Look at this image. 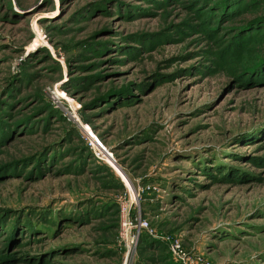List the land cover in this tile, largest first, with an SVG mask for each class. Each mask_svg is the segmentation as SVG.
Wrapping results in <instances>:
<instances>
[{
	"label": "rangeland",
	"instance_id": "rangeland-1",
	"mask_svg": "<svg viewBox=\"0 0 264 264\" xmlns=\"http://www.w3.org/2000/svg\"><path fill=\"white\" fill-rule=\"evenodd\" d=\"M262 53L264 0H0V264H264Z\"/></svg>",
	"mask_w": 264,
	"mask_h": 264
},
{
	"label": "trees",
	"instance_id": "trees-1",
	"mask_svg": "<svg viewBox=\"0 0 264 264\" xmlns=\"http://www.w3.org/2000/svg\"><path fill=\"white\" fill-rule=\"evenodd\" d=\"M235 77L239 79V83L244 80H264V53L258 54L253 59L250 57L247 63L242 64L241 68L237 70Z\"/></svg>",
	"mask_w": 264,
	"mask_h": 264
},
{
	"label": "built area",
	"instance_id": "built-area-1",
	"mask_svg": "<svg viewBox=\"0 0 264 264\" xmlns=\"http://www.w3.org/2000/svg\"><path fill=\"white\" fill-rule=\"evenodd\" d=\"M91 143V146H93V147H95V145L92 143V142H90ZM97 146L100 148V149H103L104 150V148L103 147H101L99 144H97ZM104 154V153H103ZM102 154V155H103ZM124 211H125V208H124ZM123 225L126 227L125 229L127 230L128 228L130 229V225H129V222L126 220V218H125V213H124V217H123ZM139 227H146V223L145 222H141L140 223V225H139ZM128 229V230H129ZM127 230V231H128ZM175 246H177V245H175Z\"/></svg>",
	"mask_w": 264,
	"mask_h": 264
},
{
	"label": "bare ground",
	"instance_id": "bare-ground-1",
	"mask_svg": "<svg viewBox=\"0 0 264 264\" xmlns=\"http://www.w3.org/2000/svg\"><path fill=\"white\" fill-rule=\"evenodd\" d=\"M128 230V229H127Z\"/></svg>",
	"mask_w": 264,
	"mask_h": 264
}]
</instances>
